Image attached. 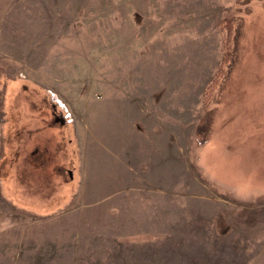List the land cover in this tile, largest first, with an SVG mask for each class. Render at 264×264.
Wrapping results in <instances>:
<instances>
[{
	"label": "rangeland",
	"instance_id": "1",
	"mask_svg": "<svg viewBox=\"0 0 264 264\" xmlns=\"http://www.w3.org/2000/svg\"><path fill=\"white\" fill-rule=\"evenodd\" d=\"M6 4L0 264H264V0Z\"/></svg>",
	"mask_w": 264,
	"mask_h": 264
},
{
	"label": "crops",
	"instance_id": "2",
	"mask_svg": "<svg viewBox=\"0 0 264 264\" xmlns=\"http://www.w3.org/2000/svg\"><path fill=\"white\" fill-rule=\"evenodd\" d=\"M7 4H6V0H0V18L4 15V11L6 10ZM0 137H1V134H0ZM10 189H11V187H10ZM18 209L22 210V208H18ZM12 212H14V211L10 210L9 208L3 207L0 209V232L4 231V228H6V227L8 228V226L12 225L13 223L16 224L17 226H19L18 224L20 223V220L18 221L16 219H14L13 218L14 214H12Z\"/></svg>",
	"mask_w": 264,
	"mask_h": 264
},
{
	"label": "trees",
	"instance_id": "3",
	"mask_svg": "<svg viewBox=\"0 0 264 264\" xmlns=\"http://www.w3.org/2000/svg\"><path fill=\"white\" fill-rule=\"evenodd\" d=\"M232 21H233V19H227L224 22H226V24H228L229 28H231L232 27ZM228 36L229 37L226 40V46H227L226 54H227V56H229V54H230L229 52H230V38H231V33H229Z\"/></svg>",
	"mask_w": 264,
	"mask_h": 264
}]
</instances>
